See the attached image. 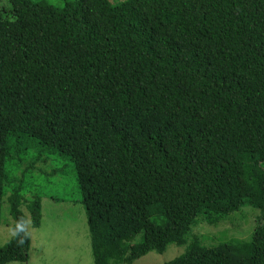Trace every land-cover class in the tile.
Wrapping results in <instances>:
<instances>
[{"label": "trees", "instance_id": "obj_1", "mask_svg": "<svg viewBox=\"0 0 264 264\" xmlns=\"http://www.w3.org/2000/svg\"><path fill=\"white\" fill-rule=\"evenodd\" d=\"M0 7V264L29 259L47 174L74 165L94 264H264V0H9ZM66 164V163H65ZM44 171V172H43ZM257 209L251 239L196 218ZM176 211L183 233L165 218ZM163 221L149 224L155 218Z\"/></svg>", "mask_w": 264, "mask_h": 264}, {"label": "rangeland", "instance_id": "obj_2", "mask_svg": "<svg viewBox=\"0 0 264 264\" xmlns=\"http://www.w3.org/2000/svg\"><path fill=\"white\" fill-rule=\"evenodd\" d=\"M60 5L63 0H49ZM114 3L122 0H110ZM1 8H9V0H0ZM66 163V164H65ZM64 166L62 175L49 176L53 165H43L40 191L42 197V221L39 227L32 225L30 211L26 204L22 206L28 219L26 229L31 237L29 259L26 262L12 261L6 264H94V255L90 237L88 218L81 203L72 201L56 202L51 196L77 198L80 196L74 165L69 161L56 164ZM259 211L252 206H244L238 212L228 215L200 214L192 224L202 244L215 245L224 242H238L251 239L258 221ZM164 220V219H163ZM155 218L149 224L163 221ZM174 224L179 233H183L186 224L176 211L165 218ZM13 220L9 213L7 197L2 202V220L0 225V246L5 245L14 234ZM185 246L172 244L163 253L149 252L132 264H161L182 252Z\"/></svg>", "mask_w": 264, "mask_h": 264}]
</instances>
